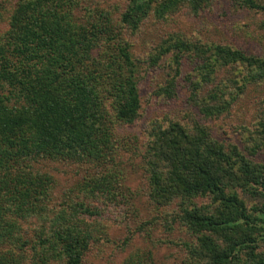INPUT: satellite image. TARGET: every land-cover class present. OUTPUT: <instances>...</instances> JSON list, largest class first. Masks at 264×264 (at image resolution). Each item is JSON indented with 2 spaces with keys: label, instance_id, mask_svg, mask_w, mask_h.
Returning <instances> with one entry per match:
<instances>
[{
  "label": "trees",
  "instance_id": "obj_1",
  "mask_svg": "<svg viewBox=\"0 0 264 264\" xmlns=\"http://www.w3.org/2000/svg\"><path fill=\"white\" fill-rule=\"evenodd\" d=\"M123 1L115 25L132 34L148 16L165 21L183 10L196 17L215 0ZM228 2L264 10L252 0ZM6 21L0 35V264H82L95 239L84 216L97 213V205L82 198L118 197L112 175L84 172L81 186L68 189L58 187L42 163L69 160L96 168L95 163L111 160L113 122L131 124L138 117L135 66L128 45L116 41L109 11L87 2L17 0ZM101 39L107 43L98 61L91 52ZM186 53L198 59L190 88L206 90L189 101L205 120L227 113L247 85L264 82V60L173 34L148 58V66L155 67L171 54L172 67L161 87L165 98ZM217 71L228 74L219 84L211 79ZM107 99L112 113L105 111ZM187 123L153 125L140 155L150 201L177 208L162 220L177 221L194 239L192 246L185 245L184 264H264L258 245H264V162L257 158L264 121L257 123L252 145L241 148L216 141L192 116ZM202 198L207 203L196 206ZM16 220L39 222L33 240ZM28 251L34 256L25 261Z\"/></svg>",
  "mask_w": 264,
  "mask_h": 264
},
{
  "label": "rangeland",
  "instance_id": "obj_2",
  "mask_svg": "<svg viewBox=\"0 0 264 264\" xmlns=\"http://www.w3.org/2000/svg\"><path fill=\"white\" fill-rule=\"evenodd\" d=\"M16 1L0 0V35L7 30L6 18ZM80 1L100 10H108L112 23L117 28L114 32L116 41L128 45V52L135 66L138 117L131 124L113 122L111 140L115 153L111 160L100 165L95 163L96 168L95 165L72 163L69 160L44 162L42 170L53 177L58 187L68 189L74 184L81 186L84 174L90 175L94 169L98 176L104 172L112 175L111 185L115 187L114 192L118 197L90 201L89 195L82 198L89 204L97 205V213L90 217L84 216L95 239L88 247L82 264H184L188 260L185 245L192 246L193 237L177 221L172 223L162 220L164 216L171 217V214L177 212L174 203L166 209L159 208L147 196L146 175L140 155L150 139L149 132L153 125L165 127L170 120L188 125L187 118L192 116L195 121L209 127L211 136L216 141L229 142L238 148L250 147L252 140L258 136L257 123L264 121V82L247 85L230 105L227 113L205 120L197 114L195 106L189 101V98H201L206 92L193 90L189 86L193 77L197 78V72L193 71L198 62L196 56L191 53L181 54L179 75L175 78L173 91L168 98L164 97L161 87L172 67L169 58L171 54L162 56L155 67L148 66V58L154 55L157 46L167 36L179 34L192 43L203 46L225 45L264 60V10L239 7L228 0H215L207 11L199 12L196 17L185 14L183 10L165 21H156L148 16L130 34L127 29L115 25L119 13L126 6L125 1ZM252 1L264 9V0ZM106 43L104 39L98 42V46L91 52L92 58L101 61L99 53L104 50ZM224 70L228 73V67ZM225 74V71L214 72L211 79L215 84L222 83L223 78L228 76ZM108 101L109 99L106 100L105 111L112 113ZM257 158L264 162V146ZM206 200L198 199L195 204L204 205ZM51 207L54 209V204L51 203ZM51 216L47 213V217ZM16 223L26 231V238L34 239L32 231L40 225L38 221L37 224H30V221L23 224L16 220ZM258 245L259 251H264V245ZM31 254V251L26 252L25 261L34 256V253Z\"/></svg>",
  "mask_w": 264,
  "mask_h": 264
}]
</instances>
